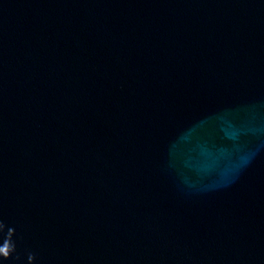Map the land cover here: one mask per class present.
Here are the masks:
<instances>
[{
    "label": "water",
    "instance_id": "95a60500",
    "mask_svg": "<svg viewBox=\"0 0 264 264\" xmlns=\"http://www.w3.org/2000/svg\"><path fill=\"white\" fill-rule=\"evenodd\" d=\"M0 264H264V0H0Z\"/></svg>",
    "mask_w": 264,
    "mask_h": 264
}]
</instances>
